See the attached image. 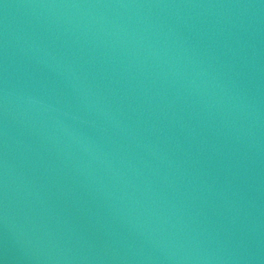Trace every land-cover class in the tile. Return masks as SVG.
Returning <instances> with one entry per match:
<instances>
[{"label": "water", "instance_id": "water-1", "mask_svg": "<svg viewBox=\"0 0 264 264\" xmlns=\"http://www.w3.org/2000/svg\"><path fill=\"white\" fill-rule=\"evenodd\" d=\"M0 264H264V0H0Z\"/></svg>", "mask_w": 264, "mask_h": 264}]
</instances>
